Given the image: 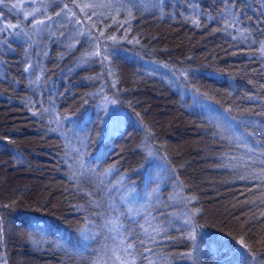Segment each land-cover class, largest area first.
I'll use <instances>...</instances> for the list:
<instances>
[{"label": "trees", "instance_id": "1", "mask_svg": "<svg viewBox=\"0 0 264 264\" xmlns=\"http://www.w3.org/2000/svg\"><path fill=\"white\" fill-rule=\"evenodd\" d=\"M194 1L196 14L193 2L189 12L177 2L165 8L157 0L131 6V28L124 18L116 33L117 45L134 56L115 55L103 76L96 56H86L79 44L68 47L70 39L63 37L49 46L61 37L53 26L47 34L33 35L37 40L28 48L26 38L21 43L15 37V50L9 47L13 37L0 43V257L6 264H110L115 259L123 264L133 258L135 264H146L155 257L168 264H192L188 251L194 264H236L248 249L262 255L264 264V0ZM117 2L127 14L125 1ZM115 10L107 3L104 15L111 14L105 18L111 20ZM137 56L154 65L147 66L153 75L138 68ZM202 67L209 68L206 79L194 82L182 75ZM225 74L230 89L213 77ZM176 77L188 85L184 97ZM107 96L138 121L128 123L124 130L129 134L122 123L102 128L94 106L105 107ZM206 101L231 106L224 124L209 121L202 107ZM229 121H236L241 138L219 135ZM78 123L85 126L83 133L69 130ZM131 136L147 138L155 149L160 145L164 159L178 165L183 193L192 197L193 224L208 231L198 242L191 244L163 212L152 215L148 209L159 220L142 226L143 207L159 205V194L153 200H123L120 188L112 185L96 195L97 181H82L83 172L72 166L74 158L112 153L119 164L134 162ZM82 139L85 144L79 145ZM248 144L252 150H244ZM238 161L239 166L224 167ZM136 172L139 179L143 165ZM99 201L112 202L114 209L106 203L107 209L98 210ZM40 214L61 225H80L91 233L80 235L89 243L74 239L73 228L39 236L31 217ZM104 219L115 240L105 228L100 234L89 226L102 232ZM216 235L232 240L230 250L208 260L211 247L202 243H218ZM72 243L83 249L70 253ZM129 243L133 248H127Z\"/></svg>", "mask_w": 264, "mask_h": 264}, {"label": "rangeland", "instance_id": "2", "mask_svg": "<svg viewBox=\"0 0 264 264\" xmlns=\"http://www.w3.org/2000/svg\"><path fill=\"white\" fill-rule=\"evenodd\" d=\"M21 2V6H23L27 11H22V10H17L15 8L10 9L8 11L13 12L14 14H18L23 20H25L27 17L32 15V12H28V10H31L35 7L36 4V0H28L27 2H23L22 0H5L3 1V5L4 7H8L10 4L12 3H20ZM18 29L21 28V25L19 23H14V22H9L4 26V30H8V29ZM29 31H32V28H29ZM15 39V38H13ZM115 104V102H114ZM97 118L99 119L102 128L104 129V126L107 128H114L118 125H120L123 122L124 118H128L130 120L135 121L136 118L133 116H130L127 112H125L123 109H121L120 107H118L116 104L114 106V109L112 111V114L109 118H105L103 117L101 114H96ZM87 118V117H85ZM96 118V117H94ZM226 119L224 118L223 115H219L218 118L215 119V121H222V122H217L219 124H224L223 122ZM79 130L80 133H83L85 129V126L83 125V123H78L74 126H70L69 130ZM129 134V132H126ZM137 136H131L130 139H128V141H134L137 139ZM85 144V139H82L79 145H84ZM131 148H132V143L130 144ZM144 150L146 149V143H144ZM131 151H133V149H131ZM83 154H84V149L82 148V150L79 152V156H81L83 158ZM132 155V154H131ZM150 155L153 156V151L150 152ZM153 161L152 163L155 161V168L157 170H162L165 173H170V169L169 167L163 162V160L160 157H156L153 156ZM147 158H150L149 156H147ZM120 169H132V176L135 178V176L137 175V172L135 171L136 168L131 166L130 160L126 163H121L120 164ZM145 172L144 166H143V173ZM153 180L150 181L149 185H147L146 187H144V191H146V193L154 190L156 187L155 185L151 184V182H153ZM117 185H120V181H116ZM144 185V183H143ZM179 190V191H178ZM184 196L185 194L183 193L182 190V185L181 182L179 181L178 184L176 185L174 182L172 183L169 195L164 196L162 198L163 202L165 204H171V203H176L178 201V199L181 201V196ZM189 202L191 203V201L189 200ZM184 202H183V206H184ZM193 214V211L191 210H185L184 208L178 212V224H173V226H175L174 228H182L187 237L189 238V240L192 243L198 242L200 238H202L203 236H205L207 234L208 231H206L205 229L199 228L198 226L193 224V219L194 217H191L190 219L186 220V214ZM107 226L110 228L109 226V222L107 224ZM232 235V231L229 232V236ZM195 236L196 239L192 240L190 237ZM216 242V240H212V241H207L202 243V247L203 248H208V247H212V245ZM193 249V248H192ZM164 259V258H163ZM186 259L190 260L192 262V264H194V261L192 260V256H191V252L188 251L186 253ZM14 260V259H13ZM23 264H30L27 261H23L21 262Z\"/></svg>", "mask_w": 264, "mask_h": 264}, {"label": "snow or ice", "instance_id": "3", "mask_svg": "<svg viewBox=\"0 0 264 264\" xmlns=\"http://www.w3.org/2000/svg\"><path fill=\"white\" fill-rule=\"evenodd\" d=\"M65 7H67V6H65ZM121 7H123V5H121ZM58 15H59V14H58ZM113 39H114V38H113ZM190 238H191L192 240H195V239H196L195 236H192V237H190ZM141 243L143 244V241H141ZM195 247L198 248V246H195ZM127 248H128V249H131V248H133V245H132L131 243H129L128 246H127ZM145 250H146V251H150V249H145ZM129 255L131 256V252H129ZM247 255L249 256V258H250L252 261H256V260H257V256H256L254 253H252L250 249H248ZM123 264H135L134 258H133V260H131V261H124Z\"/></svg>", "mask_w": 264, "mask_h": 264}, {"label": "bare ground", "instance_id": "4", "mask_svg": "<svg viewBox=\"0 0 264 264\" xmlns=\"http://www.w3.org/2000/svg\"><path fill=\"white\" fill-rule=\"evenodd\" d=\"M223 116H226V114H223ZM216 118H218V116Z\"/></svg>", "mask_w": 264, "mask_h": 264}]
</instances>
